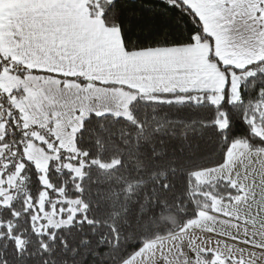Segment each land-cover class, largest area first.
I'll return each mask as SVG.
<instances>
[{"label":"trees","instance_id":"16d2710c","mask_svg":"<svg viewBox=\"0 0 264 264\" xmlns=\"http://www.w3.org/2000/svg\"><path fill=\"white\" fill-rule=\"evenodd\" d=\"M113 11L129 47L208 42L209 58L226 80L221 99L213 102L218 94L209 90L132 89L130 117L89 113L74 138L85 158L68 159L83 162L81 172L50 159L47 185L35 162L24 156L30 135L16 130L17 161L0 172V186L10 195L6 204L0 199V264H121L146 241L179 230L201 210L210 211L213 198L240 195L227 180L199 181L196 171L222 164L235 141L264 148V139L254 132L257 124L264 127V57L243 67L224 64L202 20L182 0H122ZM94 17L102 21L99 11ZM230 72L238 76L237 99ZM2 135L0 151L6 142ZM44 193L45 208L63 209V216L76 206L69 224L36 229Z\"/></svg>","mask_w":264,"mask_h":264},{"label":"rangeland","instance_id":"374dc122","mask_svg":"<svg viewBox=\"0 0 264 264\" xmlns=\"http://www.w3.org/2000/svg\"><path fill=\"white\" fill-rule=\"evenodd\" d=\"M190 2L202 18L205 31L213 39L215 55L224 64L243 67L264 57V0ZM218 4L227 9H223L224 18L214 23L217 15L208 7ZM100 22L105 29L102 21ZM95 30L88 31L87 45L94 44L92 39L95 35L90 31L94 33ZM105 30L110 32L109 40L113 47L106 49L103 46L102 55H97L94 60L89 59L87 53V61H84L81 68L68 70L70 73L81 74L65 75L82 76L95 82L59 77L57 74L40 71L32 72L31 69L22 71V75H9L0 71L3 73L0 75V88L8 97L18 99L22 95L21 100L28 111H20L21 115L29 117L31 121L43 120L45 124L52 126L51 133L55 137L53 143L46 136L40 142V137L30 135L25 140L24 148V156L35 162L46 185L45 171L50 159L54 158L60 166L71 169L74 174L81 172L83 162L79 160L74 164L68 160V155L70 153V156L81 158L74 138L89 113H111L129 118L128 106L135 96L132 89L140 92L162 89L158 86L159 82L152 79L159 75L156 71L158 64L166 62L168 55L188 54L187 50H180L164 56L156 52L157 50H146L131 54L126 59L120 46L119 33ZM105 30L101 37L102 45L106 37ZM1 47L3 49L0 48V52H8L3 45ZM112 52L118 54L113 56ZM124 60L125 64L121 62ZM168 62L176 63L172 59ZM144 75L147 78L144 79ZM229 75L233 99H237L238 76L233 72ZM104 82L119 83L129 88L107 85ZM137 86H141L143 90L134 88ZM220 99L221 94H218L212 101L219 102ZM254 132L264 139V127L257 124ZM243 143L237 142V148L225 156L224 164L195 172L199 181H208L210 174L217 176L218 173L226 179L229 178L228 180L241 189L238 197L233 200L215 197L210 211L201 210L179 230L146 241L121 264H264V148L250 150ZM0 193L1 202L6 204L10 195L1 186ZM46 196L44 193L38 204L36 229L41 231L47 225L69 224L77 212L76 206L70 205L66 210L67 215L63 216V209L45 208ZM16 240L21 244V238ZM205 255L209 257L206 258Z\"/></svg>","mask_w":264,"mask_h":264},{"label":"snow or ice","instance_id":"6c2138e0","mask_svg":"<svg viewBox=\"0 0 264 264\" xmlns=\"http://www.w3.org/2000/svg\"><path fill=\"white\" fill-rule=\"evenodd\" d=\"M121 2L104 0L101 4L100 0H0V45L9 49L8 52H0V71L9 75H22V71L28 70L26 56L31 51L42 54L41 48L49 55H65L68 49L59 42L69 39L72 32L78 34L86 29L97 11L105 22V28L119 33L124 55L146 50L135 45L129 47L123 22L113 11ZM85 7L89 10L87 19L83 15ZM112 19H115V23H109ZM102 49L103 45H99L91 50V54L102 55ZM117 54L111 53L113 56ZM31 71L35 72L36 69L32 68Z\"/></svg>","mask_w":264,"mask_h":264},{"label":"crops","instance_id":"0c3cea01","mask_svg":"<svg viewBox=\"0 0 264 264\" xmlns=\"http://www.w3.org/2000/svg\"><path fill=\"white\" fill-rule=\"evenodd\" d=\"M182 1H184L186 4L192 7L191 5L192 2H190V0H182ZM208 9L211 12L216 13L217 15L216 19L213 21L215 23V22H218L219 20H222V18H224L222 12H223V9H227V7L218 4V5H212L208 7ZM88 11L89 10L86 7L83 9V15L86 19L88 16ZM196 14L198 15L199 13L196 12ZM100 24L101 22L99 18L93 17L89 21V26L86 29L79 32L78 34L75 32H72L70 33L69 39L60 41L59 43L64 44L65 47L68 49V52L63 56H61L59 53H56L55 55H49V53L45 51L43 48H41L40 50L42 54L37 53L35 51H31L30 54L26 56V59L28 62V69L30 70L32 68H35L36 71L63 75V76L70 75V74H81V73H70L68 70H70L69 68H74V69L81 68L84 65L83 64L84 61H87V57H88L87 53L89 54V59L91 60H94V57L95 58L97 57V55L94 56L93 54H91V50L96 49V47H98L99 45H102L101 37L104 34L103 33L104 30L107 29V28L104 29L103 27H101ZM91 29H94V30L97 29L94 31V33L93 31H90V33L95 35V38L92 39V43L94 44L87 45L86 35L88 31ZM105 32H106V37L103 41V46L106 49H111L113 46L109 40L110 32L108 30H105ZM95 40L96 42H94ZM97 40H98V43H97ZM0 48L3 49L1 45H0ZM4 50L9 51V49L6 46H4ZM146 50H157L156 52L164 56H166L169 53L180 51V50L188 51L187 56H179V55L169 56L168 55L166 62L162 64H158L159 68L156 69V71H158L159 75H156L155 77L156 79L155 78H152V79L159 82L160 84L158 85L159 88L162 87V89L164 90H188V89L189 90L190 89L209 90V91H215L217 94H220V92L225 87L226 80H225L224 75L221 73L220 70L216 68L215 64L209 59L210 45L208 42H195L192 44H187V45H182V46H167V47L151 48V49H146ZM61 51H63V49H61ZM144 51H141V52H144ZM130 55L131 54L124 55V56L127 59ZM14 59L19 60L20 57H14ZM169 59H172L176 63L170 64L168 62ZM121 62L125 64L126 60L121 61ZM141 71L142 73H144L143 70ZM0 75H3V73L2 74L0 73ZM131 78H135V77L131 76ZM145 78H147V75L144 77V79ZM131 81L133 82L134 80L132 79ZM134 88L141 89V86H137ZM143 88H144V84H143ZM143 88L141 90H143ZM21 97L22 95L19 96L18 98L20 102H18L19 100L15 99L14 97H11V100H13L17 104V106H18V103L20 104V111L23 112L24 110V112L27 113L28 108L25 105V103L21 100ZM1 138H3V135L0 129V142L2 143L3 140L1 141ZM42 139L43 138H41V140L39 141L42 142ZM235 142H233L228 148L227 153H226L227 156L228 154H231L233 150H235V148H237L236 147L237 142L239 141H235ZM222 164H224V162ZM218 166H215V167L217 168ZM206 169H209V168H206ZM209 177L210 178L208 181L220 178V179L227 180L233 184L232 181L228 180L229 178L226 179L222 177L221 174L219 173L217 176H213L212 174H210ZM202 182H205V181H202Z\"/></svg>","mask_w":264,"mask_h":264},{"label":"built area","instance_id":"2783aa9c","mask_svg":"<svg viewBox=\"0 0 264 264\" xmlns=\"http://www.w3.org/2000/svg\"><path fill=\"white\" fill-rule=\"evenodd\" d=\"M0 127L6 140L3 149L0 151V172L5 167L14 162L16 163L18 157V146L15 139V131L23 137L33 135L34 137H47L50 142L55 141V137L51 133V125L45 124V121H31L29 117L21 115L20 108L17 104L8 97L5 91L0 88ZM16 127V128H15ZM70 159L75 158L74 155ZM81 159L85 155H80Z\"/></svg>","mask_w":264,"mask_h":264}]
</instances>
